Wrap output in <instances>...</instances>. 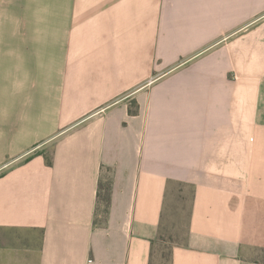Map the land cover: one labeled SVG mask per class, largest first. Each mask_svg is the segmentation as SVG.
<instances>
[{
    "label": "crops",
    "instance_id": "obj_1",
    "mask_svg": "<svg viewBox=\"0 0 264 264\" xmlns=\"http://www.w3.org/2000/svg\"><path fill=\"white\" fill-rule=\"evenodd\" d=\"M0 264H264V0H0Z\"/></svg>",
    "mask_w": 264,
    "mask_h": 264
},
{
    "label": "trees",
    "instance_id": "obj_2",
    "mask_svg": "<svg viewBox=\"0 0 264 264\" xmlns=\"http://www.w3.org/2000/svg\"><path fill=\"white\" fill-rule=\"evenodd\" d=\"M129 112L132 113V112H134V111H133V109L130 108V109H129ZM46 162H47L48 164L51 163L50 159H48V158H46Z\"/></svg>",
    "mask_w": 264,
    "mask_h": 264
}]
</instances>
